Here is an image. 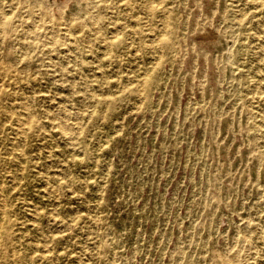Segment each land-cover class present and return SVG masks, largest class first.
<instances>
[{
  "label": "rangeland",
  "instance_id": "obj_1",
  "mask_svg": "<svg viewBox=\"0 0 264 264\" xmlns=\"http://www.w3.org/2000/svg\"><path fill=\"white\" fill-rule=\"evenodd\" d=\"M20 263L264 264V0H0Z\"/></svg>",
  "mask_w": 264,
  "mask_h": 264
},
{
  "label": "bare ground",
  "instance_id": "obj_2",
  "mask_svg": "<svg viewBox=\"0 0 264 264\" xmlns=\"http://www.w3.org/2000/svg\"><path fill=\"white\" fill-rule=\"evenodd\" d=\"M106 3H107V2H106ZM160 3H161V2H160ZM111 8H112V7H111ZM130 8H131V7H130ZM73 12H74V11H73ZM32 13H33V12H32ZM37 13H38V12H37ZM37 13H36V14H37ZM39 13H40V12H39ZM60 14H61V13H60ZM60 14H59V15H60ZM27 15H29V14H27ZM74 15H75V13H74ZM33 16H34V15H33ZM63 16H64V15H63ZM43 17H44V18L47 17V19H48V15H47L46 12L43 14ZM59 17H61V15H60ZM80 17H81V16H80ZM27 18H28V17H27ZM29 18H30V17H29ZM61 18H62V17H61ZM30 19H31V18H30ZM50 19H51V15H50ZM50 19H49L48 21H51ZM40 20H41V19H40ZM62 20H64V19H62ZM70 20H72V19H70ZM59 21H60V20L58 19V22H59ZM248 21H249V20H248ZM25 22H26V21H25ZM32 22H33V21H32ZM32 22H31V23H32ZM56 22H57V21H56ZM60 22H61V21H60ZM63 22H64V21H63ZM63 22H62V24H64ZM68 22H69V21H68ZM68 22H67V24H68ZM82 22H84V21H82ZM107 22H108V21H107ZM29 23H30V22H29ZM44 23H45V22H44ZM92 23H93V22H92ZM1 24H2V23H1ZM27 24H28V23H27ZM52 24H53V23H52ZM60 24H61V23H60ZM112 24H113V23H112ZM58 25H59V24H58ZM77 25H78V24H77ZM81 25H82V24H81ZM210 25H211V24H210ZM28 26H29V25H28ZM34 26H35V25H34ZM44 26H45V25H44ZM94 26H95V25H94ZM98 26H99V25H98ZM26 27H27V26H26ZM54 27H55V26H54ZM60 27H61V26H60ZM64 27H65V26H64ZM95 27H96V26H95ZM102 27H103V26H102ZM115 27H116V26H115ZM48 28H49V27H48ZM66 28H67V26H66ZM66 28H64V29H66ZM97 28H98V27H97ZM110 28H111V27H110ZM116 28H117V27H116ZM42 29H43V26H42ZM42 29H41V30H42ZM50 29H51V28H50ZM52 29H53V28H52ZM55 29H56V28H55ZM61 29H62V28H61ZM61 29H60V30H61ZM112 30H113V29H112ZM43 31H44V29H43ZM57 31H58V30H57ZM78 31H79V30H78ZM39 32H40V31H39ZM45 32H46V31H45ZM49 32H50V31H49ZM51 32H52V31H51ZM59 32H60V31H59ZM33 33H35V32H33ZM40 33H41V32H40ZM43 33H44V32H43ZM46 33H47V32H46ZM46 33H45V34H46ZM52 33H53V32H52ZM57 33H58V32H57ZM62 33H63V32H62ZM47 34H48V33H47ZM52 35H53V34H52ZM87 35H88V34H87ZM210 35H211V34H210ZM114 36H115V35H114ZM212 36H213V35H212ZM36 37H37V36H36ZM45 37H46V36H45ZM53 37H55V36H53ZM104 37H105V36H104ZM198 37H199V36H198ZM200 37H201V36H200ZM46 38H47V37H46ZM105 38H106V37H105ZM53 40H54V38H53ZM59 40H60V39H59ZM72 41H73V40H72ZM101 41H102V40H101ZM42 42H43V41H42ZM49 42H50V41H49ZM52 43H53V41H52ZM65 43H66V42H65ZM87 43H88V40H87ZM102 43H103V42H102ZM55 44H56V43H55ZM73 45H74V44H73ZM105 45H106V44H105ZM67 47H68V46H67ZM106 47H107V46H106ZM62 49H63V48H62ZM63 50H65V49H63ZM20 57H21V56H20ZM14 71H15V70H14ZM14 71H13V72H14ZM22 98H23V97H22ZM63 110L65 111V109H63ZM66 112H67V110H66ZM66 112H65V113H66ZM65 113H63V115H64ZM61 114H62V113H61ZM67 114H68V113H67ZM65 117H66L65 120H66V122H67V121H68V120H67L68 117H67V116H65ZM73 117H74V116H73ZM69 118H70V116H69ZM69 118H68V119H69ZM73 119H74V118H73ZM73 119H72V120H73ZM75 119H77V118L75 117ZM60 120H61V119H60ZM28 121H29V120H28ZM73 122H74V121H73ZM62 123L64 124V122H62ZM77 123H78V121H77ZM79 123H81V122H79ZM64 125H66V124H64ZM77 125H79V124H77ZM20 126H21V125H20ZM62 126H63V125H62ZM70 126H71V125H70ZM21 127H22V126H21ZM71 127H72V126H71ZM75 128H76V127H75ZM77 129H78V128H77ZM21 130H22V129H21ZM72 130H73V129H72ZM15 131H16V130H15ZM22 131H23V130H22ZM78 131H79V130H78ZM53 188H54V187H53ZM54 189H55V188H54ZM54 189L51 190V191H54V192H55ZM48 192H49V189H48ZM3 200H4V199H3ZM4 201H5V200H4ZM20 264H21V263H20Z\"/></svg>",
  "mask_w": 264,
  "mask_h": 264
}]
</instances>
